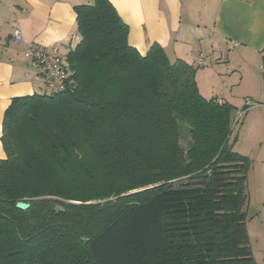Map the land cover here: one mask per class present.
I'll use <instances>...</instances> for the list:
<instances>
[{
    "label": "trees",
    "instance_id": "16d2710c",
    "mask_svg": "<svg viewBox=\"0 0 264 264\" xmlns=\"http://www.w3.org/2000/svg\"><path fill=\"white\" fill-rule=\"evenodd\" d=\"M73 9L66 87L3 113L0 264H257L233 107L201 96L196 68L158 43L130 45L109 0Z\"/></svg>",
    "mask_w": 264,
    "mask_h": 264
},
{
    "label": "crops",
    "instance_id": "0c3cea01",
    "mask_svg": "<svg viewBox=\"0 0 264 264\" xmlns=\"http://www.w3.org/2000/svg\"><path fill=\"white\" fill-rule=\"evenodd\" d=\"M91 0H0V135L12 97L44 92L24 57L26 47L56 46L65 55L77 43L74 5ZM128 25V42L141 54L158 43L170 60L196 68L201 96L244 116L232 126V149L249 159L247 234L264 264V0H109ZM18 27L22 42L13 43ZM5 153L0 141V158Z\"/></svg>",
    "mask_w": 264,
    "mask_h": 264
},
{
    "label": "built area",
    "instance_id": "2783aa9c",
    "mask_svg": "<svg viewBox=\"0 0 264 264\" xmlns=\"http://www.w3.org/2000/svg\"><path fill=\"white\" fill-rule=\"evenodd\" d=\"M11 40L13 43H21L22 37L18 27L13 29ZM24 57L35 70V76L42 79L49 90H63L66 87L67 73L63 67V55L56 46L47 48L26 47ZM264 80V65L260 64ZM243 110H237L234 123H237L243 114Z\"/></svg>",
    "mask_w": 264,
    "mask_h": 264
},
{
    "label": "rangeland",
    "instance_id": "374dc122",
    "mask_svg": "<svg viewBox=\"0 0 264 264\" xmlns=\"http://www.w3.org/2000/svg\"><path fill=\"white\" fill-rule=\"evenodd\" d=\"M44 88H45L44 91L49 92V89H47L46 87H44ZM243 116H244V113L242 114V116L240 117L239 121L237 122V124H238L237 126H239L240 122L242 121ZM230 140L232 141L231 138H230ZM188 144H189V135H188V132H187V128L184 127L182 129V133H181L180 145L184 149H186L188 147ZM168 182H170L174 186L180 185L179 182H174V180H172V179L169 180ZM157 184H159V183H157ZM153 186H155V183L154 184H151L150 186H146V187H142V188H139V189L131 190V191L127 192V193L122 194L121 196L128 195V194H131V193H135V192H138V191H142L144 189H147V188H150V187H153Z\"/></svg>",
    "mask_w": 264,
    "mask_h": 264
},
{
    "label": "water",
    "instance_id": "95a60500",
    "mask_svg": "<svg viewBox=\"0 0 264 264\" xmlns=\"http://www.w3.org/2000/svg\"><path fill=\"white\" fill-rule=\"evenodd\" d=\"M16 207L24 210V209H27L29 207V204L24 202V201H19L16 203Z\"/></svg>",
    "mask_w": 264,
    "mask_h": 264
}]
</instances>
